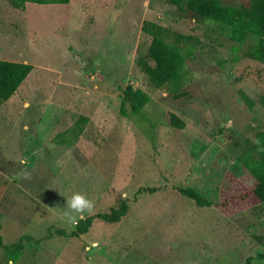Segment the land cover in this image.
I'll return each instance as SVG.
<instances>
[{"label":"rangeland","instance_id":"1","mask_svg":"<svg viewBox=\"0 0 264 264\" xmlns=\"http://www.w3.org/2000/svg\"><path fill=\"white\" fill-rule=\"evenodd\" d=\"M144 20L197 42L180 98L152 87L136 64L150 42ZM249 45L231 25L195 20L163 0L23 8L0 0V59L32 64L0 100V236L4 244L39 239H23L13 262L0 246V264H244L263 250L264 204L238 160L264 129V64L244 56ZM126 85L149 96L133 117L118 110ZM169 113L184 126H172ZM80 116L88 120L76 140L55 142ZM147 187L155 189L140 191ZM185 187L211 205H196ZM74 192L93 201L83 214L91 224L78 236L57 234L79 220L62 215ZM122 202L118 221L98 216Z\"/></svg>","mask_w":264,"mask_h":264},{"label":"trees","instance_id":"2","mask_svg":"<svg viewBox=\"0 0 264 264\" xmlns=\"http://www.w3.org/2000/svg\"><path fill=\"white\" fill-rule=\"evenodd\" d=\"M15 8H23L25 3L37 4L68 3L69 0H7ZM174 5L179 11L190 13L195 20L211 19L231 25L237 31L240 41L249 39L250 45L244 56L264 64V0H248L247 3H227L223 0H163ZM141 31L150 36L146 53L136 59L138 67L146 74L148 82L154 88H165L173 98L185 95V63L193 53L197 42L193 37L155 21L144 20ZM32 69V64L22 61L0 59V100H7L18 88ZM149 101L148 94L131 85H126L121 92L119 113L126 117L138 115ZM259 103L264 108V91L259 96ZM88 118L80 116L75 123L58 132L54 137L60 144H72L83 129ZM169 123L172 126L183 127L184 121L174 113H169ZM257 141L259 143H257ZM238 160L253 179L251 192L253 197L264 204V129L256 131L252 139L246 140L239 153ZM154 187L140 188V191H153ZM183 195L192 199L198 206H209L211 202L191 187L180 188ZM127 204L122 202L119 208H112L109 213L98 216L107 221H118L126 213ZM93 217L79 219L75 228L66 233L55 229L57 234L78 236L86 232ZM25 235L16 242L4 244L0 236V246L6 249L7 259L16 261L23 253V239H31ZM33 241L39 239L32 238ZM264 245V244H263ZM251 259L264 260L263 250L256 251L246 257L244 264Z\"/></svg>","mask_w":264,"mask_h":264},{"label":"clouds","instance_id":"3","mask_svg":"<svg viewBox=\"0 0 264 264\" xmlns=\"http://www.w3.org/2000/svg\"><path fill=\"white\" fill-rule=\"evenodd\" d=\"M257 143H259L257 141ZM23 163V161H21ZM65 210L62 215L70 223L77 222L78 219H84L85 212L91 213L94 208V203L86 195L80 192H74L70 197H66ZM93 242V247L97 245Z\"/></svg>","mask_w":264,"mask_h":264}]
</instances>
